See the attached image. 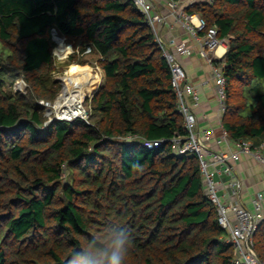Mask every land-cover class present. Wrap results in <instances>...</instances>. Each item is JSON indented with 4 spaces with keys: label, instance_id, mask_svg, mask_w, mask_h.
Instances as JSON below:
<instances>
[{
    "label": "trees",
    "instance_id": "trees-1",
    "mask_svg": "<svg viewBox=\"0 0 264 264\" xmlns=\"http://www.w3.org/2000/svg\"><path fill=\"white\" fill-rule=\"evenodd\" d=\"M185 10L227 41L214 61L229 138L264 142V0ZM53 29L73 48L67 64L104 72L88 122H46L38 102L61 88ZM18 77L26 93L6 91ZM183 135L169 67L131 0H0V264H68L113 226L130 236L124 264H236L196 155L142 144ZM252 241L264 264V220Z\"/></svg>",
    "mask_w": 264,
    "mask_h": 264
},
{
    "label": "built area",
    "instance_id": "built-area-1",
    "mask_svg": "<svg viewBox=\"0 0 264 264\" xmlns=\"http://www.w3.org/2000/svg\"><path fill=\"white\" fill-rule=\"evenodd\" d=\"M131 1L145 18L169 67L171 87L185 129L183 136L144 140L142 144L147 149L168 144L178 155L185 153L196 155L207 197L216 208L217 222L227 232L226 241L233 245L234 262L260 264L253 248L252 236L259 223L264 220V189L257 191L251 197L250 207L246 206L240 199V180L234 165L240 160L241 155L245 154L264 167V142L254 145L250 139L231 140L221 122V117L215 127L198 125L196 109L200 105L199 93L178 59V55L192 53V48L184 41L178 42L174 36L164 39L158 25L165 23L167 15H170L175 25L181 26L190 37L198 41V55L204 58L211 68L218 111L221 115L226 108V80L222 66L216 64L214 60L217 59L216 49L225 42V39L219 38L216 26H208L206 20L197 12H188L180 8L179 0H164L168 9L167 15L156 10L155 0ZM174 23L167 24L169 32L174 29ZM52 34L55 37L54 29ZM62 38L65 43V38ZM89 51L90 48H87L86 52ZM78 78L80 79L74 82L71 78L62 82L61 92L59 91L53 101L44 99L38 101L43 107L46 122L74 119L88 122L85 102L92 97L89 95L93 91L95 93L97 88H88V82L92 78L89 75L81 73ZM68 81L73 84L80 83L85 88L83 91L74 88V85L68 84ZM231 145L234 147L232 150L228 149ZM223 146L226 149L220 148Z\"/></svg>",
    "mask_w": 264,
    "mask_h": 264
},
{
    "label": "crops",
    "instance_id": "crops-1",
    "mask_svg": "<svg viewBox=\"0 0 264 264\" xmlns=\"http://www.w3.org/2000/svg\"><path fill=\"white\" fill-rule=\"evenodd\" d=\"M197 1L209 0H179V6L185 9ZM156 10L167 15L168 9L164 0H155ZM167 22V23H166ZM165 23L159 24L164 39L174 36L178 42H186L192 48V53L178 55V59L187 72L189 80L197 88L200 105L196 109L198 125L215 127L219 124L221 114L218 111L217 96L214 89L211 68L204 58L198 55L199 44L196 39L190 37L178 24L175 25L172 16L167 15ZM169 23H174V29L169 32ZM227 49V44L222 43L215 51V57L221 58ZM226 149V147H220ZM228 149H234L233 145ZM234 169L240 180V199L250 207L251 197L259 190L264 189V167L259 165L251 156L241 155L240 160L234 165Z\"/></svg>",
    "mask_w": 264,
    "mask_h": 264
},
{
    "label": "clouds",
    "instance_id": "clouds-1",
    "mask_svg": "<svg viewBox=\"0 0 264 264\" xmlns=\"http://www.w3.org/2000/svg\"><path fill=\"white\" fill-rule=\"evenodd\" d=\"M129 244L127 229L113 226L104 236L93 237L85 247L74 251L68 264H124Z\"/></svg>",
    "mask_w": 264,
    "mask_h": 264
},
{
    "label": "rangeland",
    "instance_id": "rangeland-1",
    "mask_svg": "<svg viewBox=\"0 0 264 264\" xmlns=\"http://www.w3.org/2000/svg\"><path fill=\"white\" fill-rule=\"evenodd\" d=\"M52 37L56 43L53 50H52V53H53V56L55 57V60L57 63V69L53 72L52 78L54 80H57L60 83V85H61L60 92H61V89L63 86L62 82H66V79L75 78L76 76L77 77L75 79L79 80L80 78H78V75H80L81 73H83V74L86 73L87 76L89 75V77H92L90 82H88V84L90 87L92 85L91 88H97V90H96V92H97L104 82L103 70L100 67L96 68V66L92 65V64H85V65H80V64H76V63L67 64L69 61V56L71 54H73V48H72L71 44H68L65 42L64 44L61 43V46H59V41L55 40V37L53 36V34H52ZM225 43H227V41H225ZM71 69H72V71H69ZM71 73H75L76 76L71 77L70 76V75H72ZM3 87L6 91H8L12 94H15V93L25 94L27 91L25 82L23 81V79H21L19 77L16 79L14 78V79L8 80L4 84ZM93 92L89 96H93V94L96 93V92L95 93H93ZM248 111H249V108L246 107V109H244L243 113L246 114V113H248Z\"/></svg>",
    "mask_w": 264,
    "mask_h": 264
},
{
    "label": "bare ground",
    "instance_id": "bare-ground-1",
    "mask_svg": "<svg viewBox=\"0 0 264 264\" xmlns=\"http://www.w3.org/2000/svg\"><path fill=\"white\" fill-rule=\"evenodd\" d=\"M55 35H57V33H56ZM55 39H56V38H55ZM60 39H61V40H60ZM56 41H59V46H61V43L64 44L63 38H62L61 36H59L58 40L56 39ZM75 67H76V66H75ZM73 68H74V67H73ZM73 68H72V69H73ZM76 68H77V67H76ZM72 69L69 70V71H72ZM78 70H79V69H78ZM71 74L73 75V76L70 75L71 77L76 76L75 73H71ZM84 74L87 75L86 73H84ZM76 77H77V76H76ZM76 77H75V78H76ZM75 78H74V79L71 78V81L74 82V81L76 80ZM71 81H70V82L68 81V84L74 85V86H73L74 88H75V87H76V88H79V89L82 90V91H83V89L85 88V87H83L82 84H80V83L73 84ZM95 83H96V82H95ZM88 85H89V84H88ZM93 86H94V85H93ZM89 87H90V86H89ZM89 87H88V88H89ZM91 87H92V85H91ZM85 92H87V89H86Z\"/></svg>",
    "mask_w": 264,
    "mask_h": 264
}]
</instances>
